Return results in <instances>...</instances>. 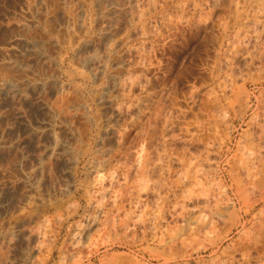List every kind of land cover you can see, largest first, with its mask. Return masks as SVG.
Instances as JSON below:
<instances>
[{"label": "rangeland", "instance_id": "rangeland-1", "mask_svg": "<svg viewBox=\"0 0 264 264\" xmlns=\"http://www.w3.org/2000/svg\"><path fill=\"white\" fill-rule=\"evenodd\" d=\"M61 1L0 49V264H264V0Z\"/></svg>", "mask_w": 264, "mask_h": 264}, {"label": "crops", "instance_id": "crops-1", "mask_svg": "<svg viewBox=\"0 0 264 264\" xmlns=\"http://www.w3.org/2000/svg\"><path fill=\"white\" fill-rule=\"evenodd\" d=\"M65 5L61 0H0V49L4 34H52V7L61 10Z\"/></svg>", "mask_w": 264, "mask_h": 264}]
</instances>
